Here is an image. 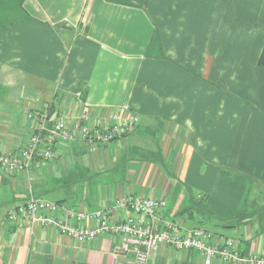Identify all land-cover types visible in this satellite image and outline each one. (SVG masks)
I'll return each mask as SVG.
<instances>
[{
    "label": "crops",
    "instance_id": "1",
    "mask_svg": "<svg viewBox=\"0 0 264 264\" xmlns=\"http://www.w3.org/2000/svg\"><path fill=\"white\" fill-rule=\"evenodd\" d=\"M263 48L264 0H0V152L35 132L28 111L48 110L49 123L140 117L107 145L60 142L29 174L0 167V264H134L115 258L119 237L80 243L9 222L31 186L89 211L127 194L162 198L181 229L264 255ZM147 264L204 263L164 245Z\"/></svg>",
    "mask_w": 264,
    "mask_h": 264
},
{
    "label": "built area",
    "instance_id": "2",
    "mask_svg": "<svg viewBox=\"0 0 264 264\" xmlns=\"http://www.w3.org/2000/svg\"><path fill=\"white\" fill-rule=\"evenodd\" d=\"M27 117L34 121L35 132L26 145L18 152H0V167L10 174H29L36 158H39L37 163L50 160L62 141L82 140L92 148L107 145L130 134L140 121L137 114L126 109L112 111L107 122L100 124L94 123L87 114L73 122L59 119L49 123L48 110L28 111ZM32 189L31 186L24 203L8 210L6 218L17 228L31 232L41 227L51 228L80 243L105 235L119 237L114 247L115 258L130 255L134 264H147L164 245L177 250L198 251L204 264L215 261L264 264V255L240 252L238 240L233 237L217 235L200 227L181 229L176 221L161 214L160 210L166 205L162 198L127 194L119 197L113 206L89 211L35 196ZM122 210L130 213L117 219Z\"/></svg>",
    "mask_w": 264,
    "mask_h": 264
},
{
    "label": "trees",
    "instance_id": "3",
    "mask_svg": "<svg viewBox=\"0 0 264 264\" xmlns=\"http://www.w3.org/2000/svg\"><path fill=\"white\" fill-rule=\"evenodd\" d=\"M259 64L260 65H264V48L260 54V57H259Z\"/></svg>",
    "mask_w": 264,
    "mask_h": 264
}]
</instances>
